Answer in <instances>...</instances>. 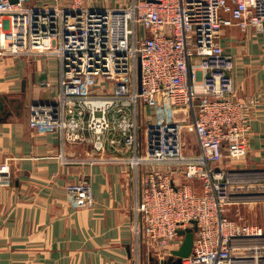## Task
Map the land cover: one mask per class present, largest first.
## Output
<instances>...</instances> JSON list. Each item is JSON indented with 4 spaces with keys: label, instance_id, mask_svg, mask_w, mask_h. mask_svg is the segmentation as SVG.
Instances as JSON below:
<instances>
[{
    "label": "built area",
    "instance_id": "obj_1",
    "mask_svg": "<svg viewBox=\"0 0 264 264\" xmlns=\"http://www.w3.org/2000/svg\"><path fill=\"white\" fill-rule=\"evenodd\" d=\"M230 28L264 34V0H125L105 9L0 0V54L48 55L59 65L56 118L31 125L131 172L135 246L159 261L180 247L178 231L192 221L198 230L182 264H235L237 241L241 259L246 242L264 237L262 226L227 215L235 176L225 158L246 159L250 131V103L236 98V56L221 42ZM163 98L172 119H190L199 153L169 149L170 125L148 127V109L156 118ZM157 138L165 147H154Z\"/></svg>",
    "mask_w": 264,
    "mask_h": 264
},
{
    "label": "crops",
    "instance_id": "obj_2",
    "mask_svg": "<svg viewBox=\"0 0 264 264\" xmlns=\"http://www.w3.org/2000/svg\"><path fill=\"white\" fill-rule=\"evenodd\" d=\"M74 1L113 8L125 0H58ZM221 42L236 55V98L250 103L248 155L225 158L235 176L231 204L264 228V34L230 28ZM58 80L55 57L0 54V264H174L135 246L130 171L85 163L89 145H63L56 129L31 125L56 118ZM245 245L240 259L235 243V264H264V237Z\"/></svg>",
    "mask_w": 264,
    "mask_h": 264
},
{
    "label": "rangeland",
    "instance_id": "obj_3",
    "mask_svg": "<svg viewBox=\"0 0 264 264\" xmlns=\"http://www.w3.org/2000/svg\"><path fill=\"white\" fill-rule=\"evenodd\" d=\"M100 83L104 84L105 82L101 81ZM106 84H107L106 88L112 86L111 83L109 84L106 83ZM106 92H114V91L107 90ZM159 103H160V108L161 107L163 108L161 109L160 113H158V115L156 114V118H153L154 114H153L152 109L151 108L148 109V127L153 126L157 123L170 125V127H168L167 129L171 130L173 132V135L169 136L166 139L169 149H172V151H176V150L180 151L183 155H195L199 153V148L197 145V141L195 139L193 128L190 123V119L187 118L186 114H180V113L174 114V117L176 119L185 117L186 119L185 121H183L182 119L181 121L172 119L171 109L169 108L170 105L167 103L166 99L165 98H163V100L160 99ZM158 132L159 131L157 129H154L155 134H157ZM140 139L141 140L143 139L144 142L142 141V146L143 148L146 149V147L149 146V139L147 135L146 136H144V134L141 135ZM153 145L155 148L163 147V146L165 147L164 139L160 138V140H155ZM238 162H241V161H238ZM192 185H193V188L197 192L199 193L202 192L201 190H202L203 185L200 180H194ZM227 207H228L229 217H231L232 219H236V220L242 219V222L249 223L243 211H241L240 209V204H230ZM133 218H134V214L132 215V222H133Z\"/></svg>",
    "mask_w": 264,
    "mask_h": 264
},
{
    "label": "water",
    "instance_id": "obj_4",
    "mask_svg": "<svg viewBox=\"0 0 264 264\" xmlns=\"http://www.w3.org/2000/svg\"><path fill=\"white\" fill-rule=\"evenodd\" d=\"M16 1L17 0H12V2ZM191 223L192 227L178 231V234L183 236V241L178 249H174L172 251V256L170 259H174V264H182V259L188 257L193 250L195 232L198 230V227L196 221H192Z\"/></svg>",
    "mask_w": 264,
    "mask_h": 264
},
{
    "label": "bare ground",
    "instance_id": "obj_5",
    "mask_svg": "<svg viewBox=\"0 0 264 264\" xmlns=\"http://www.w3.org/2000/svg\"><path fill=\"white\" fill-rule=\"evenodd\" d=\"M118 8V7H115ZM105 9V8H102ZM225 47V46H224ZM228 50V49H227ZM234 54V53H233ZM236 56V55H235ZM234 79V78H233ZM101 155H98L97 153H95L92 149H90L89 153L87 154V156L83 159V161L85 163H89L92 165H102V166H116V167H120L123 168V166L119 165V164H111V163H101L98 162V158H100ZM185 156H190V155H185ZM65 156L64 153L62 154V159L64 160Z\"/></svg>",
    "mask_w": 264,
    "mask_h": 264
}]
</instances>
